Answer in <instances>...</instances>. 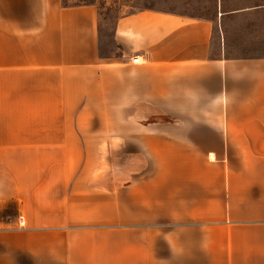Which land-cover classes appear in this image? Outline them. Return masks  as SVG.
Instances as JSON below:
<instances>
[{
  "label": "crops",
  "instance_id": "crops-1",
  "mask_svg": "<svg viewBox=\"0 0 264 264\" xmlns=\"http://www.w3.org/2000/svg\"><path fill=\"white\" fill-rule=\"evenodd\" d=\"M163 2L0 0V264H264V0Z\"/></svg>",
  "mask_w": 264,
  "mask_h": 264
},
{
  "label": "rangeland",
  "instance_id": "rangeland-1",
  "mask_svg": "<svg viewBox=\"0 0 264 264\" xmlns=\"http://www.w3.org/2000/svg\"><path fill=\"white\" fill-rule=\"evenodd\" d=\"M65 5L75 4H96L99 12L100 32H101V52L111 53L115 50L114 40L112 38L113 28L116 19L128 12L136 11L150 6H162L163 0H62ZM6 126V111L0 108V129ZM6 157L2 156V160ZM25 154L23 149L18 147L17 162L23 165ZM7 162V161H4ZM2 162V163H4ZM18 209L16 203L0 205V227L11 228L18 218Z\"/></svg>",
  "mask_w": 264,
  "mask_h": 264
},
{
  "label": "built area",
  "instance_id": "built-area-1",
  "mask_svg": "<svg viewBox=\"0 0 264 264\" xmlns=\"http://www.w3.org/2000/svg\"><path fill=\"white\" fill-rule=\"evenodd\" d=\"M133 61L134 62H139L140 61V58L139 57H133Z\"/></svg>",
  "mask_w": 264,
  "mask_h": 264
},
{
  "label": "trees",
  "instance_id": "trees-1",
  "mask_svg": "<svg viewBox=\"0 0 264 264\" xmlns=\"http://www.w3.org/2000/svg\"><path fill=\"white\" fill-rule=\"evenodd\" d=\"M75 5H78V4H75ZM75 5H74V6H75Z\"/></svg>",
  "mask_w": 264,
  "mask_h": 264
}]
</instances>
